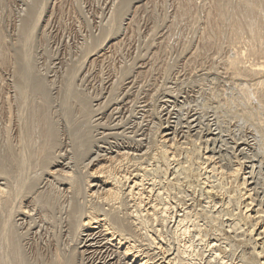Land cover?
<instances>
[{"label":"bare ground","instance_id":"1","mask_svg":"<svg viewBox=\"0 0 264 264\" xmlns=\"http://www.w3.org/2000/svg\"><path fill=\"white\" fill-rule=\"evenodd\" d=\"M194 1L183 0L176 9L175 5V17L195 14L197 6L190 13ZM46 3L26 4L14 40L9 41L0 27V264H264V207L261 199L252 196L253 180L248 181L243 160L233 166L219 163L206 144H193L192 138L185 137L190 124L181 133L185 142L162 133L157 134L159 143L150 146L143 145L141 137L134 138V132L133 138L126 137L106 127H116L121 120H101L102 103L92 104L94 87L85 92L75 79L85 60L89 57L92 63L90 58L101 51L103 36L98 43L85 42L83 56L67 64L57 85L43 73H34L32 38ZM206 4L205 28L198 36L204 40L201 43L215 52L223 42L232 49L246 44L245 53L243 47L241 54L234 49L236 54L225 59L226 66L231 76L252 77L249 87L242 83L240 92L248 99L252 90L264 106V60L255 58H264V0H206ZM121 10L109 15L108 35L116 31ZM120 77L107 86L110 97L118 91ZM84 79L85 74L77 81ZM46 82L57 89L50 93Z\"/></svg>","mask_w":264,"mask_h":264},{"label":"rangeland","instance_id":"2","mask_svg":"<svg viewBox=\"0 0 264 264\" xmlns=\"http://www.w3.org/2000/svg\"><path fill=\"white\" fill-rule=\"evenodd\" d=\"M3 1L0 0V21H1L0 27L3 30L6 38L8 39L9 37L8 40L12 41L14 40V38L19 37L16 35L17 33L16 31L18 29L17 27L21 22L23 15L25 14L26 6L28 5L29 2H31V0L29 1L3 0ZM56 1L57 0H49V1L47 0L45 6L46 11H44V14L42 15L41 21L38 25V28H36L34 36L32 38L33 41L31 44V52H32L31 60L33 61L32 64L35 69L34 73L36 75L39 76V72L41 73V75L43 73V75L48 78L47 80H49L50 82L55 81L57 85L62 78L61 76L65 74L64 70L67 64L68 63L71 64V62L77 63L78 60H80L81 57L83 56L82 47L85 44V42H90L91 40L95 39L94 41H97L98 43L103 36L104 40L106 41L103 40L102 42L101 45L102 49L99 52L100 54L98 53V55H94L92 58H90V60L93 59L92 63L90 61L88 63L89 57L85 60L84 65H82L83 68L79 71V74L77 75L78 78L76 76L75 82L76 84L79 85L82 82L81 85L82 87L79 88L80 89L85 88L84 90L85 92L87 91L91 92L92 88L94 87L93 88L94 90H92V93H90V94H94V98H95V100L92 101V104L94 103L95 106H97L99 105V103L100 105L102 103L101 105L102 109L100 114L101 116L103 114L102 116L103 118L101 119L102 121L108 119V121L112 122L111 120L113 119L112 123H116L118 120H121V124L119 122L116 127H114L113 124H110L111 126H106V127L109 129L110 127L115 128V129H110L111 131L115 130V132H119V133H121L122 131V134H124L126 137H128V135L132 137V134L134 132L136 134V135L134 134L133 136L134 138L138 139L141 137V140L139 139L141 143H143V145H145V143L146 145L150 144V146L159 143L158 141L160 140V137L158 136H160L162 133H163L162 135H167L168 137L174 136L175 139L183 142L187 140L186 138L190 137L189 139L192 138L191 143L193 144L194 142H196V144L197 143L206 144L208 146V151L212 154V156H214V159H216L219 163L223 165L233 166L236 161L243 160L245 175L246 177H248L249 182L253 180L252 183L249 185V187L253 188L251 191L252 196L255 194L254 198L256 197L257 200L261 199L260 201L264 207V120H263L264 106H261L260 105L261 103L258 104L259 101L256 100L254 96L256 93L253 94L252 90L249 95L250 98L248 99H246L247 97H244L240 92L241 85L245 84L246 87H249V84L251 83V81L249 80L252 77L250 78L248 77L249 78L248 80H246V78L244 77L245 78L244 80L243 77L242 78L235 77L234 75L231 76L230 75L231 72L226 66L227 60L225 62V59L234 56L236 52L237 53L239 52L241 54L244 51L243 50L244 47L246 50L247 45L242 43V45L243 44L245 45L242 46L240 45L241 43H238L236 47H238L239 45L240 48L235 49L234 46L236 52H233L234 49L231 48L233 46L230 45L231 47H229L228 43L223 42L220 45V48H218L215 52V48L213 51L212 50L213 47L208 46L209 47L208 48L207 45H203L204 43L203 44L201 43L204 41L202 38H199L203 36L202 34L205 28V18L203 17H205L206 14L205 12L206 9L208 8L206 4V0L205 1L195 0L196 1V2L194 1L195 6L193 2H190L191 3L190 13H192L191 10L196 6L198 8V10L197 8H195L197 12H195V9H193V12L195 14L192 13L189 16H184L180 19L175 17L177 15V13L175 14V11H177L175 9L182 3L183 0H178V1L177 0H122V1L121 0H59L57 2ZM202 1H204L206 7L204 4H203L204 6L200 5L203 3ZM196 3H198L199 5H197ZM110 7L111 8L114 7V8L111 9ZM201 7L202 10L200 9ZM203 7L205 8V10H203L204 9ZM116 9L117 10L122 9L121 10L122 17L118 20L119 22L117 21L118 25L117 24L116 25L118 27L116 26L115 28L116 31L113 33L110 32L108 35L107 32L109 28H107L106 31L105 27H109V24L111 25V23H109V21H111L110 20L111 16L109 15L113 14V10L115 12ZM192 15H198L196 16V18L199 17L198 19L200 20L196 18L193 20ZM187 18H189V21H191V23L188 21ZM182 19L184 20L183 21L184 23L180 22ZM177 20L179 21V23ZM196 20H198L199 25L196 23ZM172 21H174L175 23ZM188 22L190 23L191 26L193 25L192 22L194 23V25L190 27ZM176 23H178L179 25ZM171 24L176 28H172L173 26ZM202 25L204 27H202ZM40 26H43L44 28ZM193 28H195L196 30ZM103 30L106 32H104ZM150 31L152 33H150ZM191 32L193 33V35ZM200 32L202 33L201 34L202 36H200ZM106 35L108 36L106 37ZM201 44L203 45L204 48L202 47ZM221 46L223 47L221 48ZM241 47L243 48L241 49ZM200 49L202 50L204 49V50L202 51ZM239 49H241L242 52H240ZM45 53L46 55H44ZM246 53L249 55V57H251L249 59H254L253 57L254 55H251L248 52ZM256 57L258 58V60L260 59V61L264 60L263 57L260 58V56H255V58ZM125 61L127 62L129 61L131 63L129 64H127V62L124 63ZM44 65L47 66L46 69L43 71ZM124 66L127 67L129 66L130 68L128 67L129 69H127ZM185 68L186 70H184ZM56 71H58L59 73ZM48 72L49 74L52 73L53 76L48 75ZM127 72L130 75L125 74L126 75L125 76L124 73ZM144 72H145V76L143 77ZM8 73H9L8 71L7 72L5 71V73L3 74L6 75L7 77ZM81 74L82 75L85 74L86 80L84 79L83 81H79V80L77 81V79L81 78L82 76ZM120 75L122 78L120 77ZM127 75H129L128 76L129 78L127 77ZM117 76L121 78V84L118 88V91L115 90L113 92L114 95L112 93L110 97L108 89H110V87L113 85ZM132 79L134 81H132ZM262 79L264 80V77H262ZM47 82L46 85L49 86L50 93H53L57 86L52 87L50 86L51 83L50 82L47 83ZM131 82L133 83L131 84ZM128 83L131 85H129ZM134 85L137 87H135ZM129 86L130 89H128ZM99 88H102L103 90ZM154 88L155 89L158 88V91L157 89L155 90ZM126 90L128 93L126 92ZM115 94L116 96H118L116 97V99L114 97ZM252 94L254 97L251 96ZM105 96L110 98V99L107 98L106 102H105L106 99ZM149 96L151 97L149 98ZM127 98L128 99L133 98V101H129ZM103 101L106 103L108 107L104 106L105 103ZM110 101L111 103L115 101V103L113 102L111 106ZM135 101L136 104L134 103ZM117 102H119L120 104ZM131 104H133L132 107L130 106ZM116 109L118 110L119 114L118 112H116L117 111ZM110 110L112 112H110ZM123 110L126 111L125 112L126 114L123 112ZM109 114L111 115L109 116ZM120 115H121V119H120ZM108 116L111 118L110 120ZM192 117L193 119H191ZM114 119H116V122L114 121ZM260 119L262 121H260ZM134 124H136L137 126L136 125L134 126ZM122 125L125 128H123ZM138 125L141 126V129ZM132 126L134 128L137 127L136 130L139 127L138 129L139 131L137 130V132H135L134 128L132 129ZM106 127H104L105 131L108 132V129ZM156 127L159 128L156 129ZM122 128L123 130L125 129L126 132L125 131L123 132ZM255 128L258 130H256ZM187 129L189 131H186ZM99 131H101V129ZM169 131H171L172 135L171 133L169 135ZM172 131L175 133L173 134ZM183 131L184 132L186 131L185 132L186 134ZM181 133L187 135L185 136L186 138L184 137L183 139L184 135L183 134L181 135ZM183 146L186 147L185 145ZM209 149L212 151H210ZM26 251H28V249H26Z\"/></svg>","mask_w":264,"mask_h":264}]
</instances>
